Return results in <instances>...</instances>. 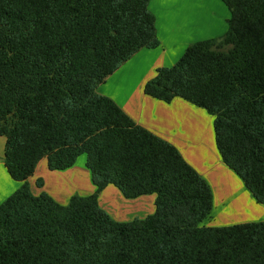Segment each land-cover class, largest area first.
<instances>
[{
	"label": "trees",
	"instance_id": "trees-1",
	"mask_svg": "<svg viewBox=\"0 0 264 264\" xmlns=\"http://www.w3.org/2000/svg\"><path fill=\"white\" fill-rule=\"evenodd\" d=\"M150 0H0V137L20 187L0 204V264H264V221L201 225L208 183L167 141L135 124L99 85L160 42ZM219 37L158 68L145 95L213 117L223 164L264 205V0H221ZM85 155L95 191L60 205L28 178ZM37 187L42 181L36 182ZM155 195L154 212L119 222L98 203Z\"/></svg>",
	"mask_w": 264,
	"mask_h": 264
},
{
	"label": "crops",
	"instance_id": "crops-1",
	"mask_svg": "<svg viewBox=\"0 0 264 264\" xmlns=\"http://www.w3.org/2000/svg\"><path fill=\"white\" fill-rule=\"evenodd\" d=\"M149 9L156 17L159 47L141 49L107 77L98 86L97 93L112 99L135 124L174 146L208 183L212 193V210L205 220L208 222L205 226L222 227L264 221V205L255 201L242 180L221 161L214 141L213 117L183 99L175 98L165 103L143 92L145 83L155 76L156 70L172 66L188 45L221 36L227 29L228 9L221 0H157L155 4L149 1ZM3 154L4 148L0 153V204L21 185L8 175ZM37 177L41 178L42 187L31 191L32 186L40 180ZM27 181L34 196L45 192L60 205H66L74 194L84 197L95 190L84 160L76 161L64 171H50L46 159H41ZM56 181L58 184H55ZM106 192L115 196L123 206L141 199L143 205L146 201L154 204L153 197L151 200L146 195L125 199L117 188L108 185L99 194L98 203L111 218L115 217L119 222L127 220L118 219L119 212L109 213L101 205L100 200L107 196ZM103 204L106 202L103 201ZM143 205L137 208L139 212L144 209Z\"/></svg>",
	"mask_w": 264,
	"mask_h": 264
},
{
	"label": "rangeland",
	"instance_id": "rangeland-1",
	"mask_svg": "<svg viewBox=\"0 0 264 264\" xmlns=\"http://www.w3.org/2000/svg\"><path fill=\"white\" fill-rule=\"evenodd\" d=\"M151 1V3L152 4H155V1H157V0H150ZM159 1V0H158ZM159 17V16H158ZM156 18V17H155ZM1 142H2V145L0 146V153L2 152V149L4 148V143H5V141H4V138L3 137H0V144H1ZM81 161V160H84V162H85V155H81L80 157H78V160H77V163H78V161ZM83 164V163H82ZM79 168V167H78ZM38 179H40L41 180V178H39V177H37V180ZM55 184H58L57 183V181H56V183ZM42 187V186H41ZM41 187H37V185H36V183H35V186H32V188H31V191L33 190V191H36L38 188H41ZM95 191V190H94ZM45 193V192H44ZM107 196H104V198L103 199H101L100 200V202H102L101 203V205H102V207L104 208V209H106V211L107 212H109V211H111V212H113V213H115V211H117V212H119V216H117L118 217V219H124V221L125 220H127V222L128 221H130V220H132V219H135V218H138V216L139 217H143L144 215H146V214H148V213H153V211H154V204H153V202L151 201L150 203H149V201H146V203L143 205V203L142 202H144V201H141V200H139V201H136V202H133V201H131L130 202V205L129 206H123V205H121V203H119L118 201H117V198H115V196H113V195H111V194H109V193H105ZM74 195H76V194H74ZM91 195V194H90ZM80 196V195H79ZM146 196H148V197H150V199L152 200V198L151 197H153V201L155 200V195L154 194H151V195H146ZM85 197V196H84ZM147 198V197H146ZM103 201H105L106 202V204H103ZM138 203H141L140 205H138ZM105 205V206H104ZM141 205H143L144 206V209H140V210H142V211H138L137 210V208H139V206H141ZM100 206V205H99ZM107 207H109L110 209H112V210H108V208ZM152 208H153V211H152ZM102 209V208H101ZM110 213V212H109ZM138 213H140V214H138ZM148 215H150V214H148ZM114 217V216H113ZM135 217V218H134ZM146 217V216H145ZM114 220H115V217H114ZM116 221H117V219H116ZM211 222V221H210ZM208 222L207 221H204L201 225H205V224H207Z\"/></svg>",
	"mask_w": 264,
	"mask_h": 264
}]
</instances>
